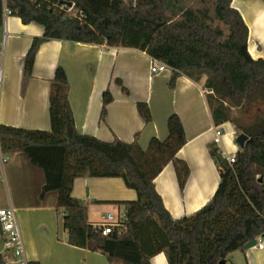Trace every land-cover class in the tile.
Masks as SVG:
<instances>
[{"label":"trees","instance_id":"trees-1","mask_svg":"<svg viewBox=\"0 0 264 264\" xmlns=\"http://www.w3.org/2000/svg\"><path fill=\"white\" fill-rule=\"evenodd\" d=\"M60 1L0 0V25L7 8L23 23L44 27L24 58V84L33 76L36 55L47 40L135 48L172 70L170 86L181 74L196 82L205 77L216 126L231 122L237 136L245 133L248 139L232 164L218 146H210L220 173L216 192L198 211L173 218L155 179L174 162L180 187L186 184L188 164L176 157L187 142L180 116L172 113L168 136L151 138L147 148L140 145L138 133L132 142L81 134L66 70L58 66L50 80L51 130L0 125L1 154L19 151L42 170L40 199L56 193V207L65 210L63 226L70 245L104 253L113 264H151L159 253L169 264H226L232 253L264 234V112L249 124L231 114L232 107L264 102V59L249 53V29L242 15L232 0H63L74 4L70 11ZM116 81L129 92L121 79ZM112 100L107 88L101 120ZM137 109L146 123L152 121L146 102H138ZM81 177H120L136 191L135 200L96 201L124 206L121 231L104 235L88 221V206L72 194ZM0 264H5L2 253Z\"/></svg>","mask_w":264,"mask_h":264},{"label":"crops","instance_id":"crops-1","mask_svg":"<svg viewBox=\"0 0 264 264\" xmlns=\"http://www.w3.org/2000/svg\"><path fill=\"white\" fill-rule=\"evenodd\" d=\"M232 5L248 26L249 53L254 59H264V0H232ZM5 20L7 38L0 51V125L50 131V80L56 68L63 66L70 82L69 100L76 128L81 134L104 141L118 137L132 142L138 133L140 145L147 148L151 138L163 140L168 136L167 119L172 113L180 116L187 142L176 157L188 164L186 184L180 187L174 162L166 165L155 179L156 190L173 218L198 211L213 197L220 173L210 155L216 124L205 80L196 82L181 74L170 86L172 70L152 74L154 60L139 49L51 39L41 44L33 76L24 84V58L33 38L44 34V27L36 22L25 24L13 15ZM118 78L128 93L117 83ZM107 88L113 100L107 106L105 120H101ZM138 102L149 105L151 122L146 123L139 114ZM225 124H230V134L237 136L231 122L218 126L224 131ZM216 146L226 156L238 151L231 147L226 136ZM2 156L6 164L0 160V208L10 205L15 208L27 262L113 264L104 253L67 242L63 226L65 210L56 207V193L50 192L40 199L44 185L42 170L31 166L19 151ZM24 183L36 187L34 200L22 190ZM72 194L88 206V221L92 224L100 222L101 216L112 212L113 207L123 206L96 201L137 198L136 191L128 188L120 177L78 178ZM92 215H96L97 221L92 220ZM6 251L5 236L0 235V253ZM151 264L169 263L165 254L159 253L151 258ZM226 264H264V247L235 251Z\"/></svg>","mask_w":264,"mask_h":264},{"label":"built area","instance_id":"built-area-1","mask_svg":"<svg viewBox=\"0 0 264 264\" xmlns=\"http://www.w3.org/2000/svg\"><path fill=\"white\" fill-rule=\"evenodd\" d=\"M66 5V4H65ZM67 6V5H66ZM72 6H68V11L72 9ZM11 14V11L7 8L4 9V18L3 22L0 25V51L4 49L7 38V30H6V17ZM154 60V59H153ZM169 67L158 60H154L151 66L152 74H160L164 72ZM224 135V131L220 126H216L215 128V138L214 144L219 145L221 143V139ZM230 164L235 162V154L231 156H226ZM0 158L2 162L6 159L2 157L0 153ZM126 220L125 212H118L115 216L112 212L103 214L101 216L100 222L94 224L97 228H99L102 234L106 235L113 232L115 229L121 231L124 226V221ZM0 225L5 236V246L7 251L3 254L5 259V264H28L25 256H24V245L21 236V231L18 225L16 210L10 205L8 207L0 208ZM257 244L255 247L263 248L264 247V237L262 235L256 237Z\"/></svg>","mask_w":264,"mask_h":264},{"label":"rangeland","instance_id":"rangeland-1","mask_svg":"<svg viewBox=\"0 0 264 264\" xmlns=\"http://www.w3.org/2000/svg\"><path fill=\"white\" fill-rule=\"evenodd\" d=\"M202 80H205V77ZM231 111H232L231 114L233 117L239 118V120L244 124H249L253 122L256 117L262 115V113L264 112V102L258 100L252 104L245 103V105H243L242 107H232ZM223 129H224L223 137L226 136L230 140L231 147H236L239 150L240 146L236 142L237 136H235V133L233 135L230 134V131H231L230 124L223 125ZM235 132H236V129H235ZM0 160L2 162L1 158ZM4 164H6V160L3 162V165ZM22 190L25 191L26 194L29 195V197L34 200L35 198L34 195H36V191L34 192V190H36V187L34 188L32 184L29 185L27 183H24V185L22 186ZM112 210H113L112 213L116 216L118 212H124V207L120 206L119 209H117V207H113ZM91 217L93 221H97L95 220L96 215H92Z\"/></svg>","mask_w":264,"mask_h":264},{"label":"water","instance_id":"water-1","mask_svg":"<svg viewBox=\"0 0 264 264\" xmlns=\"http://www.w3.org/2000/svg\"><path fill=\"white\" fill-rule=\"evenodd\" d=\"M60 4H66L67 6L73 5L72 2H66L63 0L60 1ZM247 139H248V136L245 133H242V134H239L237 136L236 142L240 146V148H243L245 146ZM262 180H263V177H260V181H262ZM262 236L264 237V234ZM256 244H257V240H256V238H254L253 240H251L250 242H248L244 245V249L254 247Z\"/></svg>","mask_w":264,"mask_h":264}]
</instances>
